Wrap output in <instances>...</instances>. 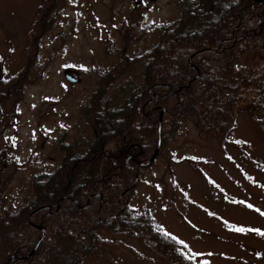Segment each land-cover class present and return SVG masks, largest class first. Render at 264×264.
Instances as JSON below:
<instances>
[{"label": "trees", "instance_id": "16d2710c", "mask_svg": "<svg viewBox=\"0 0 264 264\" xmlns=\"http://www.w3.org/2000/svg\"><path fill=\"white\" fill-rule=\"evenodd\" d=\"M178 3L177 19L156 28L150 50L132 59L121 54L117 64L99 72L80 110L91 138L59 141L58 167L34 174L32 198L19 209H4L0 264H82L120 243L102 232L138 238L171 264H199L150 209L135 212L130 204L141 165L153 157L159 138L157 156L164 152L184 120L223 143L240 113L264 112V0ZM57 5L58 0L40 3L16 73L6 76L0 60V116L37 66ZM125 41L127 46V36ZM136 63L142 66L137 81L118 84ZM111 87L115 92L109 95ZM7 157L1 150L0 194L7 184L1 172Z\"/></svg>", "mask_w": 264, "mask_h": 264}, {"label": "rangeland", "instance_id": "374dc122", "mask_svg": "<svg viewBox=\"0 0 264 264\" xmlns=\"http://www.w3.org/2000/svg\"><path fill=\"white\" fill-rule=\"evenodd\" d=\"M41 2L0 0V60L6 76L24 63ZM178 2L58 0L37 66L21 95L2 107L0 151L8 157L1 167L7 184L0 194V218L4 209H19L32 198L34 174L58 167L59 141L91 138L80 110L95 91L99 72L117 64L121 54L132 59L150 50L156 28L177 19ZM141 70L136 63L117 83L137 81ZM67 73L77 82H68ZM114 92L111 87L109 95ZM263 120L264 112L243 111L223 143L184 120L180 135L143 167L131 208L150 209L156 223L199 264H264ZM102 236L120 243L82 264H171L138 238Z\"/></svg>", "mask_w": 264, "mask_h": 264}, {"label": "water", "instance_id": "95a60500", "mask_svg": "<svg viewBox=\"0 0 264 264\" xmlns=\"http://www.w3.org/2000/svg\"><path fill=\"white\" fill-rule=\"evenodd\" d=\"M65 79L70 82V83H76L78 78L75 74L73 73H67L65 74ZM159 148H160V138H159V141H158V146H157V149L153 155V157L145 164L141 165L142 167H145V166H148L157 156L158 154V151H159ZM32 254V253H31ZM29 257V256H28Z\"/></svg>", "mask_w": 264, "mask_h": 264}]
</instances>
